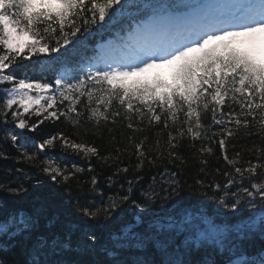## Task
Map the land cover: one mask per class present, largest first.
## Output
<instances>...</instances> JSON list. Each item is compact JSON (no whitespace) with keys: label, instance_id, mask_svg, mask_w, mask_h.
<instances>
[{"label":"snow or ice","instance_id":"snow-or-ice-1","mask_svg":"<svg viewBox=\"0 0 264 264\" xmlns=\"http://www.w3.org/2000/svg\"><path fill=\"white\" fill-rule=\"evenodd\" d=\"M0 86L2 139L17 153L0 148V160L28 163L53 185L87 184L93 197L65 188L79 217L68 224L43 204L0 202V264L17 251L25 259L12 264H264V251L249 252L264 241V0H0ZM60 121L107 129L114 151L63 131L25 134ZM118 123L126 143L112 134ZM242 133L257 140L241 147ZM57 144L87 166L52 155ZM213 145L223 166L194 181L211 205L186 203L184 150L207 177ZM93 158L112 169L103 187ZM145 165L157 168L147 184ZM14 171L0 192L27 198L43 183Z\"/></svg>","mask_w":264,"mask_h":264},{"label":"trees","instance_id":"trees-1","mask_svg":"<svg viewBox=\"0 0 264 264\" xmlns=\"http://www.w3.org/2000/svg\"><path fill=\"white\" fill-rule=\"evenodd\" d=\"M96 40H99V37H97ZM95 42H96L95 40L91 41L92 44H95ZM33 59H36V57H34ZM0 92H2V86H0ZM33 119H35V117ZM207 122L208 121L206 120L205 123ZM2 127L3 125L0 124V128ZM58 131H63L71 135L74 139L78 138L82 141H86L90 144H94L100 150L101 154H106L108 151H114L115 148V145L111 141L110 134L107 129H103L101 132H94L92 129H89L87 131H85L84 129H80L79 132H74L71 127H69L62 121L45 122V124L41 126V128L38 130L37 133L25 132V134L30 137L34 136L36 138H39L46 134H54L55 132ZM112 134L116 136L118 141L123 140L124 143H126V136L128 135V130L125 127H122L121 124L118 123L117 125L113 126ZM2 137H3V133L2 131H0V148L6 150L12 156H16L17 153L15 152V149L12 148L11 143L10 142L5 143ZM252 140H257V137L253 136L251 139H249L246 135L242 133L237 138L236 142L241 147L244 146L245 144H247L250 147ZM124 143H121L120 146L123 147ZM213 147L214 149H216V156L209 158V163L207 165V171L209 175L207 177H205L199 171L201 165L198 163V161L191 159L194 150L191 148H187L184 150L185 155L189 157V163L183 168V172L181 175V180L185 182L184 191L181 193V196L185 198L186 202H190L194 206L197 204H199V206L201 207H204V205H211V202L208 201L200 192L194 190V181L196 178H206L209 181L212 180L213 178L212 173L214 172V169L223 166L224 164L223 160L218 159L220 153L217 146L213 145ZM231 151L232 150L230 148L229 149L230 154ZM51 154L61 159L69 167H71L72 164L86 167L88 163L86 160L81 159L80 156H76L70 153L68 154L63 153L59 147V144H57L56 149ZM245 158L247 159L248 157L246 156ZM134 162L135 160L133 158V163ZM91 163L93 166H95L97 172L101 173V187H103L104 186L103 177L105 175L110 174L112 169L102 168L100 163L95 158L92 159ZM124 163L125 164L128 163L127 158L124 159ZM16 168H20L24 171L39 176V178L43 181V183L40 185L38 189L35 190H32L30 187V194L27 195V198L14 197L8 195L5 192H0V202H3L8 207L9 211L24 210L27 212H31L34 207H38L39 205L43 204L45 205L47 215L49 217L56 216L60 221H63L65 222V224H68V222H78L79 217L78 214L75 212L74 208L71 207V204L65 199H62V197L64 196L65 188L70 187L73 196L79 197V199L82 202L86 199L91 200L93 198L90 194L86 195L88 193L87 184L77 183L76 180H72L70 182V185H53L46 176H44L42 173H39L37 168L31 167L28 163H21L11 159L7 161L0 160V182H11V180L15 179L16 177H20L21 174L16 173L14 171V169ZM6 171L11 172V176L6 178L5 177ZM156 171L157 168H150L148 165H145V169L141 173V175L144 176L145 184H147L149 177L152 176ZM88 175L90 174H85L84 176H81L80 177L81 181L86 179ZM217 179H219L220 182L223 183L222 178L217 177ZM11 186L15 187L16 184L12 183ZM104 191L106 195L111 194V192H109L107 188H104ZM112 191H115V189H113ZM96 200L99 202V197H96ZM206 210L211 211L210 208ZM45 223H42L41 225L42 228L45 227ZM99 230L101 232L102 239L105 240L109 239V235L106 229L101 227ZM3 244L4 241L2 238H0V246H3ZM262 245H264V241H261L260 239L251 241V244L249 246V252L254 255H257L259 250L263 249ZM136 254L139 253L138 252L129 253V255L133 257ZM4 258L7 259L10 262V264H12V262L15 260L23 261L25 259V256L19 251H17V255L15 256L8 255Z\"/></svg>","mask_w":264,"mask_h":264},{"label":"rangeland","instance_id":"rangeland-1","mask_svg":"<svg viewBox=\"0 0 264 264\" xmlns=\"http://www.w3.org/2000/svg\"><path fill=\"white\" fill-rule=\"evenodd\" d=\"M163 74H167L166 70H160Z\"/></svg>","mask_w":264,"mask_h":264},{"label":"bare ground","instance_id":"bare-ground-1","mask_svg":"<svg viewBox=\"0 0 264 264\" xmlns=\"http://www.w3.org/2000/svg\"><path fill=\"white\" fill-rule=\"evenodd\" d=\"M11 125H9V127H10ZM3 133V132H2ZM137 198H138V191H137ZM186 203H190V202H186Z\"/></svg>","mask_w":264,"mask_h":264}]
</instances>
